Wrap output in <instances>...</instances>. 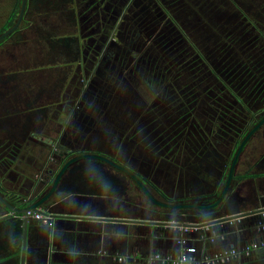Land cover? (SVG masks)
I'll return each instance as SVG.
<instances>
[{
  "label": "flooded vegetation",
  "instance_id": "obj_1",
  "mask_svg": "<svg viewBox=\"0 0 264 264\" xmlns=\"http://www.w3.org/2000/svg\"><path fill=\"white\" fill-rule=\"evenodd\" d=\"M88 1L0 0V37L23 8L0 40L11 59L0 57L2 197L18 208L44 200L53 214L106 206L114 218L139 222L125 228L149 229L145 243L185 231L210 244L221 226L251 223L263 233L264 213L182 225L264 209V0H241L246 12L213 19L200 8L186 15L196 23L189 30L152 3L139 20L136 10L125 41L121 28L119 38L80 28L90 22ZM50 16L69 21L73 38L53 26L25 40L33 17ZM2 210L0 218L12 214L0 200ZM56 220L31 235L42 241L30 242V264L50 259Z\"/></svg>",
  "mask_w": 264,
  "mask_h": 264
},
{
  "label": "rangeland",
  "instance_id": "obj_2",
  "mask_svg": "<svg viewBox=\"0 0 264 264\" xmlns=\"http://www.w3.org/2000/svg\"><path fill=\"white\" fill-rule=\"evenodd\" d=\"M241 0H89L86 5V9L84 12H89L91 14L90 17V22L88 23L89 25H85L84 23L80 28L86 29L87 28H97L98 29H109L110 33H112V36L116 34L114 32L118 28H121L120 30V36L121 39L125 41L130 37V34L133 33L131 30V27L133 25V22L135 20V13L136 10L139 11V15L137 17V20L140 18H143L144 15L148 14L149 12L146 11V9L150 8V5L152 3H155V6L158 5V8L160 11L168 13L171 17L176 18L175 21L178 23L179 26H184L183 28L186 30H189V28H194L195 29V24L191 26V22L186 20V15L189 13H194V11L198 10L197 13L199 12V9H204V12H206L208 15H212L211 19L217 16H222V14H233L238 12L239 14L241 12H246L244 9L247 7L246 5H241L240 4ZM172 3V4H171ZM106 6L105 9H103ZM170 5V6H168ZM70 6V5H69ZM68 6V7H69ZM168 6V7H165ZM130 8L129 10L127 8ZM69 8H65L63 10V13H69ZM191 8L193 10H191ZM135 9V10H134ZM4 10L0 9V20H1V15L4 14ZM103 12V13H102ZM194 15V14H192ZM199 15V14H198ZM54 16L47 17L46 19L48 21H45L44 17H33V22L34 26L30 27V30L24 29L22 31V35H24L25 40L27 41H34L35 35L34 32H36L38 35V30L40 32H44V28H52L53 26L55 27V30L57 31L56 34L60 35H67L70 38H73L74 35V27L70 25L69 21H65L64 18H58L54 19ZM29 20L31 21V17H29ZM2 26L0 22V27ZM33 27V28H32ZM39 28V29H38ZM194 29L190 30L191 36L190 39L191 41H195L197 44V41L199 42V39L195 36ZM211 31H213L214 27L210 28ZM46 30V28H45ZM104 33V32H102ZM194 35V36H193ZM114 37H118L116 34ZM214 37L210 36L208 39L207 45L210 44V41L213 42ZM201 43V42H200ZM30 44H34L31 43ZM199 45V44H197ZM195 47L198 48V46L195 45ZM12 48V47H10ZM31 51V52H35ZM32 55V54H31ZM34 55V54H33ZM1 59H4L5 61H10V57L8 55H4V53H0ZM64 78V77H63ZM1 214L4 213L0 212ZM133 213V212H129ZM257 219V217H252L250 219H247L246 223L248 224L249 222H253ZM123 223L119 224V229L117 230L116 227L118 225H112L113 230L120 231V233L123 235V238L125 240H129L132 238V243L133 244H139L140 242H147V240L143 239L146 234L150 233V230L147 229L146 227H138V225L131 226L129 228H125ZM1 225V224H0ZM233 228V227H232ZM5 229L9 232L6 233V230H2L4 236V239L0 240V264H16L17 262L21 261V256L19 257V254H12V252L19 251V242L17 239L15 241H12L11 237L12 235H17L14 233V227H9V225H5ZM231 227H224L222 228L223 231L227 233H232V230H230ZM23 231V230H22ZM253 237L251 239H257L261 236L262 233H258L257 231H251ZM126 234H130V236H127ZM259 236V237H258ZM142 237V238H140ZM17 238V237H16ZM247 239L248 240H250ZM31 239V234H29L28 237V245H27V259H26V264H30V240ZM30 240V241H29ZM22 244H23V237H22ZM22 244H21V249H22ZM124 244V243H123ZM15 247V248H14ZM144 247V245H142ZM8 254H12V257L8 256ZM29 259V260H28ZM253 261V260H252ZM21 263V262H20Z\"/></svg>",
  "mask_w": 264,
  "mask_h": 264
},
{
  "label": "crops",
  "instance_id": "obj_3",
  "mask_svg": "<svg viewBox=\"0 0 264 264\" xmlns=\"http://www.w3.org/2000/svg\"><path fill=\"white\" fill-rule=\"evenodd\" d=\"M64 209V208H63ZM74 211V212H73ZM71 211L66 209L62 211L65 214L72 212L75 216H89V217H108L114 218L117 216L115 211L110 210L106 206L95 207H77ZM15 225V226H14ZM112 225H118L116 229H119V224L113 223H95L89 221L61 219L56 220V226L51 235V241L49 243V257L40 261L38 259L37 264H114L109 257L102 256L101 253L106 251L108 254H139V256H147L155 252H172L174 246L172 242L166 241L162 245L160 243H144L133 244L132 240L128 241L123 238L120 231H114ZM249 225V224H248ZM14 233L17 235L23 230V225L19 220L13 224ZM45 224H31L28 228L29 234L35 236L38 235L37 231H42ZM245 226V225H244ZM242 226V227H244ZM224 227H220L218 230H222ZM234 228V227H233ZM235 231L241 229V227L234 228ZM259 233V232H258ZM262 233V232H261ZM23 234V231H22ZM23 236V235H22ZM43 237V236H42ZM253 237L251 232L245 231L243 233L232 232L227 236L225 242L217 241L212 249L225 248L231 245L242 247L245 243L250 242ZM259 237V236H258ZM247 241V239H249ZM31 240V241H30ZM29 241L38 247L42 240H37L32 237ZM258 241L264 242V232L258 238ZM124 243V244H123ZM144 245V247H142ZM205 247V245H201ZM37 248V246H36ZM39 251V249L33 250ZM47 256V257H48ZM29 260V259H28ZM253 260V261H252ZM30 262V261H29ZM228 264H264V249L255 251L250 257H241Z\"/></svg>",
  "mask_w": 264,
  "mask_h": 264
},
{
  "label": "built area",
  "instance_id": "obj_4",
  "mask_svg": "<svg viewBox=\"0 0 264 264\" xmlns=\"http://www.w3.org/2000/svg\"><path fill=\"white\" fill-rule=\"evenodd\" d=\"M28 216L42 221L45 225H51L50 219L39 213L29 211ZM259 228L262 232V226ZM182 232L181 236L175 238L172 252H155L147 256H139L137 253L125 255L108 254L103 251L101 255L109 257L114 264H228L241 257H250L255 251L264 249V242L258 240H251L242 247L231 245L212 249L217 241L225 242L227 237L215 234L210 244H207L204 242L205 234H197L189 238L188 233Z\"/></svg>",
  "mask_w": 264,
  "mask_h": 264
},
{
  "label": "water",
  "instance_id": "obj_5",
  "mask_svg": "<svg viewBox=\"0 0 264 264\" xmlns=\"http://www.w3.org/2000/svg\"><path fill=\"white\" fill-rule=\"evenodd\" d=\"M22 15H23V8L21 10V14H20V18H19V21L18 23L16 24V26L14 28H12L11 30H9L8 32H6L5 34H3L1 37H0V40L2 38H4L6 35H8L9 33L13 32L17 26L19 25V22L21 21L22 19ZM61 176V174H60ZM59 176V178H60ZM58 178V179H59ZM0 200L3 204H5L8 209L12 212V214L10 215H7V216H3L0 218V222L2 221H6L8 220L9 218H15V220L17 218H20L18 219L21 224L23 225V244H22V252H21V264H26V259H27V245H28V228H29V225H30V220H31V217L28 216V212L31 211V212H34V213H39L41 215H43L44 217H47V218H52V219H57V220H61V219H76V220H81V221H89V222H95V223H113V224H121V223H130V224H138L139 222H136V221H128V220H122V219H118V218H108V217H89V216H75V215H68V214H63V213H60V214H53V213H50L49 209H44L43 208V202L44 200H41L39 202H34L32 205L30 206H27V207H24V208H18L16 206H13L11 204L8 203V201H6L1 193H0ZM158 204H161L159 202H157ZM165 205V204H163ZM165 206H168V205H165ZM64 208V206H63ZM264 213V209H260V210H256V211H250V212H243V213H237V214H233L231 216H228V217H225L223 219H220V220H217V221H214V222H210V223H204V224H201V225H192V224H185V225H182V226H185V228H201V227H205V226H209V225H218V224H222V223H226V222H239L241 219H244V218H247V217H250V216H255V215H259V214H263ZM17 222V220L15 221ZM158 223H153L152 225H156ZM170 225H175V224H170ZM178 225V224H177ZM239 225V224H237ZM181 227V226H179ZM241 229L239 230H236L234 228L231 227L230 230H232V232H237L238 233H243L245 231H248V232H253V231H257L259 233L260 232V223H251L249 225H245L244 227L240 226ZM216 234L218 235H224V236H228L229 234L231 233H227L223 230H219L216 232ZM173 239L170 241L173 243ZM158 252V251H157Z\"/></svg>",
  "mask_w": 264,
  "mask_h": 264
},
{
  "label": "trees",
  "instance_id": "obj_6",
  "mask_svg": "<svg viewBox=\"0 0 264 264\" xmlns=\"http://www.w3.org/2000/svg\"><path fill=\"white\" fill-rule=\"evenodd\" d=\"M6 223H7V221H3V222L0 223L1 224L0 225L1 226L0 227V232L2 231V226H4ZM22 235L23 234H22V231H21L18 235H12V237H11L12 241H15L17 239V241L19 242V251H16L15 253L12 252V254H19L18 255L19 257L21 256V252H22V249H21V244H22L21 240H22V237H23ZM3 237H7L8 238V236H4V235L0 234V240L4 239ZM16 264H20V262H17Z\"/></svg>",
  "mask_w": 264,
  "mask_h": 264
}]
</instances>
